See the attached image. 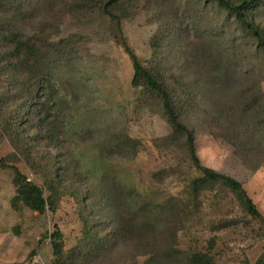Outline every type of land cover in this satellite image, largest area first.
<instances>
[{
	"label": "rangeland",
	"instance_id": "rangeland-1",
	"mask_svg": "<svg viewBox=\"0 0 264 264\" xmlns=\"http://www.w3.org/2000/svg\"><path fill=\"white\" fill-rule=\"evenodd\" d=\"M98 2H34L30 18L13 25L17 40L50 46L56 102L47 121L26 101L33 83L17 67L12 46L0 40V264H59L49 238L55 226L69 257L64 264H184L196 251L209 253L216 264H264V223L247 215L229 190L215 187L191 196L195 173L184 139L171 136L159 102L132 87V64L121 38L148 67L156 40L161 77H184L198 90L203 102L184 120L194 131L201 164L240 182L263 218L264 141L243 155L227 136L238 134V140L251 143L255 138L246 136V120L264 121V52L242 38L218 8L206 9L201 0H124L114 12L121 20L119 33L106 16L92 13ZM12 20L0 9V22L7 26ZM257 22L264 28V12ZM251 100L246 119L230 114L227 123L226 114L222 122L229 125L214 121L223 105ZM52 127L56 143L43 139ZM52 158L58 163L55 172L48 164ZM12 168L56 203L54 213L12 206ZM107 186L113 199L129 204L124 219L145 201L181 205L182 224L170 245L179 261H152L135 233L100 251L86 250L79 202L88 197L100 206ZM93 221L107 222L96 231L111 235L110 219ZM163 238L154 234L155 250L168 247Z\"/></svg>",
	"mask_w": 264,
	"mask_h": 264
},
{
	"label": "trees",
	"instance_id": "trees-1",
	"mask_svg": "<svg viewBox=\"0 0 264 264\" xmlns=\"http://www.w3.org/2000/svg\"><path fill=\"white\" fill-rule=\"evenodd\" d=\"M39 1L44 2L45 0H0V9H4L13 19L7 22V26L5 22H0V40L12 46L11 52L13 59L17 63V67L21 68L33 83L34 93L32 90H28L26 101L29 102L30 106H37V111L44 113V120L47 121L54 115L53 108L56 102V97L54 96L55 89H53L55 82L50 73L54 60L50 46H39L37 44H30L28 40H17V29L13 26L21 20L25 21L29 19L31 16L29 7L34 2ZM93 2L97 4L98 1L93 0ZM201 2H203L206 9L210 7L218 8L220 13L225 15V21H233L237 25L238 32H241L242 38H250L254 47L264 52V28L257 22L260 14L264 12V0H201ZM9 4L11 5L9 6ZM124 4V0H101L96 5V10H93L94 12L92 13L96 11L106 16L116 26V30L119 33L121 20L114 12ZM88 13L91 12L87 11ZM38 41L40 44H44V41L40 39ZM121 45L128 54L132 64V87L141 94L154 97L159 102L161 111L172 129L171 136L175 139H184L183 145L186 149L187 160L195 173L190 182L191 196L197 198L200 193L211 191L215 187L225 188L235 196L241 209L247 215L264 223V218L256 209L253 201L247 195L240 182L204 167L200 162L195 147L194 131L184 120V116L189 110L195 111L199 103L203 102L197 93L198 90L188 87L185 81L187 79L184 77L172 78L171 80L161 77L155 64L158 58V54H156V40L152 41L153 57L149 65L150 67L140 61L123 38H121ZM215 57H219L218 54ZM24 86L25 84H20V91H23ZM251 104H254L252 100L242 103L233 102L230 106L223 105L218 110V116H215L214 121L221 125H229L222 122V118L226 114H228V117H226L227 123H231L230 114L238 119H246ZM260 120V118L246 120V136L248 138H255V141L251 143L238 140V138H241L237 133V136H227L240 154L248 155L245 152L246 148L250 146L254 147L255 144L257 145L264 141V121L258 122ZM21 123H18V125ZM253 127L255 128V132H253ZM224 135H226V129ZM43 139L46 142L56 143L58 140L56 128L52 127V129H49V133L47 132ZM241 149L243 150L241 151ZM48 164L51 171L55 172L58 169V163L55 159L52 158ZM12 171L15 188L12 206L16 210L23 207L39 215H44L47 210L55 212L56 203L45 199L43 190L39 186L29 181L18 169L12 168ZM107 190L108 197L104 193L100 194L102 196V204L98 207L95 204H91L88 197H84L79 202V217L83 225L82 242L89 253L100 251L111 242L124 239L125 234L135 233L152 261H179L180 254L178 250H174L170 245L176 243V228L182 224L181 205L175 207L169 200L145 201L139 206L132 217L124 219L123 214L131 209L129 204H122L118 200L113 199L112 189L110 190L107 186ZM117 195L120 200L124 201L123 196L125 197V195L122 196L119 191H117ZM94 210L96 211L94 212ZM97 216H104L105 221L107 219L112 221L110 224L112 227L110 236H100L96 231L97 227L101 228L107 223H95L93 219ZM156 233L164 236L163 241L168 245L165 250H155L156 242H154V234ZM49 238L56 260L59 264H64L66 259L69 260V257H65L63 254L62 233L58 227H54V231L50 234ZM211 245H213L212 242ZM184 264L216 263L209 253L196 251L186 256Z\"/></svg>",
	"mask_w": 264,
	"mask_h": 264
}]
</instances>
